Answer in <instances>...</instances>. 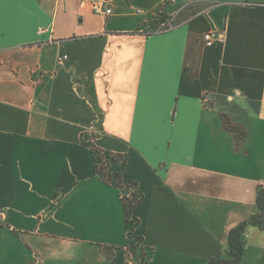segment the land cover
Masks as SVG:
<instances>
[{
	"label": "crops",
	"instance_id": "0c3cea01",
	"mask_svg": "<svg viewBox=\"0 0 264 264\" xmlns=\"http://www.w3.org/2000/svg\"><path fill=\"white\" fill-rule=\"evenodd\" d=\"M108 1L0 0V264H127L139 238L145 264H207L257 212L264 0ZM244 239L264 264V231Z\"/></svg>",
	"mask_w": 264,
	"mask_h": 264
},
{
	"label": "trees",
	"instance_id": "16d2710c",
	"mask_svg": "<svg viewBox=\"0 0 264 264\" xmlns=\"http://www.w3.org/2000/svg\"><path fill=\"white\" fill-rule=\"evenodd\" d=\"M165 23L164 20H159L150 25V27L155 30L158 29L156 25ZM91 152L95 155H99V163L95 166V173L104 181L110 182L112 175L108 174L107 169L109 167V160L102 154V152L94 144L93 139L85 143ZM112 160L122 165L126 164L125 156L123 155H113ZM129 188L131 193L129 196H123L121 203L123 206L124 213L126 215L127 223L133 227H137L139 221L133 217L135 210L140 207L143 203V197L137 191L136 185H123L122 182L119 183V188ZM256 206L257 212L247 221L235 226L229 231L228 234V249L225 252V257L222 254L211 258L207 264H241L243 261V256L246 248V242L244 236L248 227H256L261 231H264V186H260L257 190L256 195ZM137 244L128 249L127 260L134 258L138 264H145L151 255L141 251V254L137 255L136 252L139 250L140 243L142 240L139 238Z\"/></svg>",
	"mask_w": 264,
	"mask_h": 264
},
{
	"label": "built area",
	"instance_id": "2783aa9c",
	"mask_svg": "<svg viewBox=\"0 0 264 264\" xmlns=\"http://www.w3.org/2000/svg\"><path fill=\"white\" fill-rule=\"evenodd\" d=\"M83 2L91 4L94 14L103 17H108L113 12L111 4L108 0H83ZM173 26H174V20H169L168 22L161 24V26L157 30H155V32H163L171 29ZM220 38L221 36H218L213 32L207 33L204 36V39L207 42V45L209 46L212 45L215 42V40ZM127 264H135V261L129 259Z\"/></svg>",
	"mask_w": 264,
	"mask_h": 264
},
{
	"label": "rangeland",
	"instance_id": "374dc122",
	"mask_svg": "<svg viewBox=\"0 0 264 264\" xmlns=\"http://www.w3.org/2000/svg\"><path fill=\"white\" fill-rule=\"evenodd\" d=\"M166 22H168L167 20H165V23ZM158 28L161 26V24H158V25H156ZM155 30H157V29H155ZM155 30H153V31H155ZM98 157V156H97ZM139 254H141V252L139 253ZM140 256V255H139ZM131 260L133 261L134 260V258H131ZM135 261V264H138L137 262H136V260H134Z\"/></svg>",
	"mask_w": 264,
	"mask_h": 264
}]
</instances>
